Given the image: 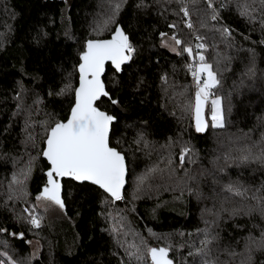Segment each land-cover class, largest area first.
Instances as JSON below:
<instances>
[{"label": "trees", "instance_id": "1", "mask_svg": "<svg viewBox=\"0 0 264 264\" xmlns=\"http://www.w3.org/2000/svg\"><path fill=\"white\" fill-rule=\"evenodd\" d=\"M114 1L0 0V264H152L151 248L168 249L172 264H264V0H211L216 12L207 0ZM118 27L135 51L121 72L106 66L109 96L96 106L117 119L110 145L126 159L123 198L57 177L64 208L36 228L50 130L70 117L88 41ZM197 53L220 81L212 93L224 112L212 127L209 101L202 132L189 70ZM152 148H171L175 163L138 187L161 157Z\"/></svg>", "mask_w": 264, "mask_h": 264}, {"label": "snow or ice", "instance_id": "2", "mask_svg": "<svg viewBox=\"0 0 264 264\" xmlns=\"http://www.w3.org/2000/svg\"><path fill=\"white\" fill-rule=\"evenodd\" d=\"M209 7H212L210 0ZM184 13L185 16L188 15L187 9ZM188 27H192L191 23ZM172 39L176 45L182 43L175 36ZM197 48L204 49L205 45L199 44ZM183 50L189 56L194 55L191 47ZM134 51L128 36L119 28L116 29L111 39L88 41L87 51L81 56L80 83L79 88L75 90V105L71 110V116L66 123H56L51 128L46 141L47 148L43 155L51 165V170L47 172V186L41 196L37 197L38 200L50 202L61 209L64 208L61 184L57 177L88 181L99 186L113 200L123 198L124 157L115 148L109 146L110 125L114 118L100 111L95 104L101 97L109 96L101 80L106 62H110L118 72L122 64L131 60V54ZM196 55H198L199 63L189 65V70L197 85L194 103L196 130L202 132L208 127L204 118V110L209 101L212 127L224 126L223 112L220 99L214 97L211 92V89L216 88L220 81L212 70V65L206 62L205 56L202 53ZM112 103L115 104L117 101L113 99ZM31 223L35 227L40 226L37 217H33ZM150 256L152 264H172V261L168 259L166 248H151ZM205 264L209 262L205 261Z\"/></svg>", "mask_w": 264, "mask_h": 264}, {"label": "rangeland", "instance_id": "3", "mask_svg": "<svg viewBox=\"0 0 264 264\" xmlns=\"http://www.w3.org/2000/svg\"><path fill=\"white\" fill-rule=\"evenodd\" d=\"M207 2H209V0H207ZM208 8L211 11H213L209 6H208ZM215 18H217V17H215ZM95 20H97V18H95L93 21H95ZM106 24L107 23H105L103 26H106ZM93 26H94V29H93L94 30V36L95 35H96V37L100 36L103 33L102 27L97 31V29L95 28V23L93 24ZM172 27L174 28V26H172ZM166 46L171 51H176L177 50V47H178V45H176V43H175L174 40H170V42H167L166 43ZM193 48L194 47L192 46V49ZM211 92H212V89H211ZM216 98H219V97H216ZM220 101H221V109H222V112H223L222 100L220 99ZM210 120H211V110H210ZM211 124H212V122H211ZM223 125H224V112H223ZM149 151H152V156H154L153 158H155V156L156 157L161 156V157L157 159V161L155 162L156 164L152 161L153 159L147 161V162H150L149 168H150L151 172L150 173H147V169L145 171L141 172V174L135 180L136 183H137V185H138V187H139L140 182L143 181V179H144V181H146V178H150L151 180L155 181L157 178H154V173L156 171H159L161 169V166H163V165H169V166H171V165H173L175 163L174 154L172 153L173 150H171V148L169 149V152H166V149H159V151L157 152V149H155V148L149 149ZM184 152H187V149L184 150ZM156 153H157V155H156ZM182 154H183V152H182ZM143 155L147 156L146 154H143ZM165 161H166V163H164ZM160 164H161V166H160ZM186 164H188L187 161H186ZM175 169L176 170H179V167L176 166ZM180 170H182V169L180 168ZM201 177H203V175H201ZM13 179L14 180H19V182L22 181L21 178L20 179H17L15 176L13 177ZM212 183H215V182L213 181ZM180 185L183 186L182 184H180ZM186 186L189 187V189L191 190V192H193L192 187L189 184H186ZM143 187H145V185ZM143 187L139 188L140 189V192L143 190ZM201 199L204 202L206 201V198L205 197L203 198L201 196ZM197 201H200V200L198 199ZM56 206L57 205H54V204H52L50 202H47V201H44V200H38L37 199L36 200V203H34V205L32 206V209H35V211H36L35 214H32V217L33 216L34 217H37L39 219V221H40V226H41L42 217H43L42 214L43 213L44 214H48L49 217L52 216V215L58 214V210L56 209ZM38 212H40V214H39L40 216L38 215ZM36 228H38V227H36ZM29 245L31 246V249H32V251L34 253H37L41 249V246L39 244V241L36 240V239L32 240L29 243ZM263 248H264V246H263Z\"/></svg>", "mask_w": 264, "mask_h": 264}, {"label": "water", "instance_id": "4", "mask_svg": "<svg viewBox=\"0 0 264 264\" xmlns=\"http://www.w3.org/2000/svg\"><path fill=\"white\" fill-rule=\"evenodd\" d=\"M120 30H122V28L121 27H118ZM123 31V30H122ZM124 32V31H123ZM115 34V33H114ZM125 34V33H124ZM126 35V34H125ZM87 49V48H86ZM130 61V60H129ZM129 61H127L126 63H124V64H122L121 65V70L120 71H118V72H121L122 70H123V67L126 65V64H128L129 63ZM111 65V63L110 62H106V64H105V70H104V73L106 72V66L107 65ZM114 67V66H113ZM104 73L102 74V76H101V80L103 81V76H104ZM105 86V85H104ZM100 99H102V97L100 98ZM99 99V100H100ZM99 100H97V101H99ZM96 101V102H97ZM75 105V104H74ZM95 106H96V104H95ZM97 107V106H96ZM98 108V107H97ZM100 111H102L100 108H98ZM103 112H105V111H103ZM106 114H108L107 112H105ZM205 114H206V107H205V110H204V118H205ZM108 115H110V114H108ZM70 116H71V114H70ZM110 116H112V115H110ZM114 119H113V121H112V123H111V125H110V132H109V146L111 147V145H110V137H111V133H112V128H113V125L116 123V121H117V119H116V117H114V116H112ZM70 118V117H69ZM67 122V121H66ZM65 122V123H66ZM46 148H47V143H46V146H45V150H46ZM44 150V151H45ZM117 150V149H116ZM118 151V150H117ZM123 157H124V163H125V184H124V187H123V189H122V197H123V195H124V191H125V189H126V186H127V175H128V169H127V165H126V159H125V156L123 155V154H121ZM43 158L47 161V159L44 157V155H43ZM47 163H48V165L51 167V165L49 164V162L47 161ZM70 177H59V179H69ZM70 179H72V178H70ZM74 180V179H73ZM76 183H79V184H83V183H90V182H88V181H77V180H74Z\"/></svg>", "mask_w": 264, "mask_h": 264}, {"label": "bare ground", "instance_id": "5", "mask_svg": "<svg viewBox=\"0 0 264 264\" xmlns=\"http://www.w3.org/2000/svg\"><path fill=\"white\" fill-rule=\"evenodd\" d=\"M210 2H211V0H210ZM212 3V2H211ZM213 5V4H212ZM214 6V5H213ZM213 10V12H216V8H215V6H214V9H212ZM218 18V17H217ZM217 18H215V19H217ZM214 19V20H215ZM45 150V149H44Z\"/></svg>", "mask_w": 264, "mask_h": 264}, {"label": "built area", "instance_id": "6", "mask_svg": "<svg viewBox=\"0 0 264 264\" xmlns=\"http://www.w3.org/2000/svg\"><path fill=\"white\" fill-rule=\"evenodd\" d=\"M212 4V3H211ZM211 9H214V6L212 5V7H210ZM191 76H192V72H191ZM193 77V76H192Z\"/></svg>", "mask_w": 264, "mask_h": 264}]
</instances>
